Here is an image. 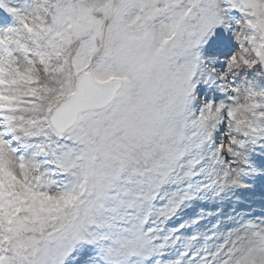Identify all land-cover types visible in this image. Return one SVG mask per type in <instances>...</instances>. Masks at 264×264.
Masks as SVG:
<instances>
[{
    "label": "snow or ice",
    "instance_id": "6c2138e0",
    "mask_svg": "<svg viewBox=\"0 0 264 264\" xmlns=\"http://www.w3.org/2000/svg\"><path fill=\"white\" fill-rule=\"evenodd\" d=\"M0 8V264H264V216L214 251L167 228L217 183L198 176L264 152V81L247 78L264 77V0ZM222 170L221 189L264 175Z\"/></svg>",
    "mask_w": 264,
    "mask_h": 264
},
{
    "label": "rangeland",
    "instance_id": "374dc122",
    "mask_svg": "<svg viewBox=\"0 0 264 264\" xmlns=\"http://www.w3.org/2000/svg\"><path fill=\"white\" fill-rule=\"evenodd\" d=\"M16 2L17 0H13V3ZM0 15L3 20L1 25L11 22L10 15L3 8H0ZM232 46L235 47L234 41ZM220 60L223 61V57H220ZM217 67L220 65L218 64ZM254 75L257 83L264 81V77L252 70L248 71L247 78L252 80ZM241 78H244V74H241ZM205 96L216 102L224 99L218 91L201 85L200 97ZM246 156L247 160L225 157V164L222 167L247 171V165L250 164L258 170V173L264 171V152L259 147L254 151L249 150ZM222 167L217 165L216 173H213L210 179L204 175L198 176L197 179L205 184L213 181L217 183L207 191L201 190L167 222L169 230L180 229V225H184L183 229L177 232L178 236L187 238L196 235L198 237V242L194 246L196 249L206 246L214 251L215 246L222 244L229 232L240 228L248 220L258 221V218L264 216V175L241 176L238 184L229 181L221 189L219 185L225 180ZM206 239L207 243H205ZM169 251L170 254L165 259H178L176 253L184 251V248L178 243ZM86 259V256L82 257L80 264H85Z\"/></svg>",
    "mask_w": 264,
    "mask_h": 264
}]
</instances>
